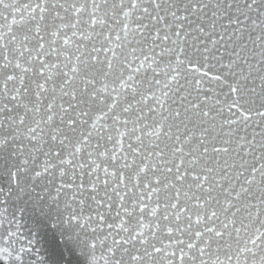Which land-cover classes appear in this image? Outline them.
Returning a JSON list of instances; mask_svg holds the SVG:
<instances>
[{
    "label": "snow or ice",
    "instance_id": "6c2138e0",
    "mask_svg": "<svg viewBox=\"0 0 264 264\" xmlns=\"http://www.w3.org/2000/svg\"><path fill=\"white\" fill-rule=\"evenodd\" d=\"M9 146L51 264H264V0H0ZM6 205L0 264H46Z\"/></svg>",
    "mask_w": 264,
    "mask_h": 264
},
{
    "label": "water",
    "instance_id": "95a60500",
    "mask_svg": "<svg viewBox=\"0 0 264 264\" xmlns=\"http://www.w3.org/2000/svg\"><path fill=\"white\" fill-rule=\"evenodd\" d=\"M11 147L0 149V197L7 200V210L10 216H19L25 234L35 236L36 246L45 258L46 264L53 259L49 241L60 237V209L47 197L40 199L43 187L39 182L33 183L31 176L26 174L22 181L25 191L14 186L10 180L11 171L19 167V159L13 158ZM32 188L34 191H29ZM53 225H56L54 228ZM81 264H87V258L80 257Z\"/></svg>",
    "mask_w": 264,
    "mask_h": 264
}]
</instances>
